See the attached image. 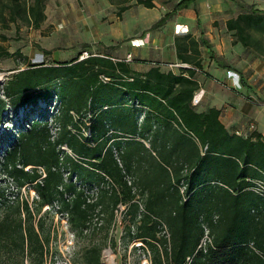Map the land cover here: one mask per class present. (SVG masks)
<instances>
[{
    "label": "trees",
    "instance_id": "16d2710c",
    "mask_svg": "<svg viewBox=\"0 0 264 264\" xmlns=\"http://www.w3.org/2000/svg\"><path fill=\"white\" fill-rule=\"evenodd\" d=\"M107 1L117 18L132 1L155 7V0ZM195 1L180 0L151 28ZM45 3L0 0V24L7 29L20 21L38 28ZM241 9L226 20L225 28L234 43L264 57V11L253 5ZM174 47L180 63L188 65L177 73L153 63L141 74L130 62L89 53L82 60L78 56L55 64L25 59L24 68L5 82L0 124L8 111L21 109L23 115L0 170L17 189L30 186L36 198L31 203L10 201L0 191V264H44L50 238L40 216L44 206L64 213L70 229L82 235L97 209L112 218L118 205L129 210L128 237L142 243L150 264H264V197L250 190L253 180L264 178V137L256 131L245 136L229 132L219 120V109L197 112L191 101L199 89L195 75L202 70L200 47L211 60L215 55L204 38L197 42L191 35L176 38ZM18 54L0 47V57ZM53 98L54 136L49 114L41 115ZM62 146L81 161L69 157ZM125 175L132 177L134 192ZM83 184L104 187L90 201L79 187ZM138 195L145 197L143 212L135 202ZM160 222L168 238L160 234ZM203 226L212 242L205 251L197 249ZM100 256L98 246L81 254L84 264H101Z\"/></svg>",
    "mask_w": 264,
    "mask_h": 264
},
{
    "label": "rangeland",
    "instance_id": "374dc122",
    "mask_svg": "<svg viewBox=\"0 0 264 264\" xmlns=\"http://www.w3.org/2000/svg\"><path fill=\"white\" fill-rule=\"evenodd\" d=\"M179 1L155 0L153 9L134 5L132 1V6L122 13L121 18H117L115 7L107 0H46L45 17L38 28L22 25L20 21L9 23L7 29L0 24V35L5 36L4 40L0 38V47L9 54L19 52L15 56L0 57V92L5 82L17 70L24 68L25 59L35 64H55L80 57L84 53H92L123 60L127 55L124 52L127 47L132 49L133 42L151 36L161 41L151 45L153 52L165 54V60H168L172 40L174 42L178 37L193 33L196 38L201 33L216 51L215 62L219 66V73L214 72L218 80L211 84L210 96L217 101H224L226 108H231L232 104L229 102L235 99L236 111H243L247 117L244 128L253 124L255 129L257 121L264 131V57L234 43L231 32L225 28L226 20L242 13L241 8L245 5H253L255 9L264 11V0H196L188 9L178 11L159 28H151L163 14L172 11ZM157 47L158 50H155ZM43 50L50 51V54L44 55ZM200 51L203 55L201 62L204 61L202 67H215L214 62H208L206 50L202 48ZM130 56L132 60L133 55ZM161 64L169 67L168 63ZM167 67H163L164 70L169 69ZM239 76L246 82L247 88L240 84ZM196 78L199 79L201 88L210 80L206 72L200 70L196 72ZM226 79H229L227 84ZM56 105L57 100L53 98L51 108L41 113L49 114L47 119L51 134L54 133L53 114ZM22 115L19 109L16 114L8 111L2 118L0 163L5 149L12 141L13 132L19 129ZM32 117H35V114ZM81 131L85 132L84 129ZM63 149H67L64 152L69 157L74 155L67 147ZM28 168L30 167L26 169ZM63 171L66 173V170ZM79 187L89 196L90 201H95L104 185L83 184ZM0 191L3 192L4 198L10 201L23 199L31 203L36 198L30 186L25 185L17 189L14 182L1 170ZM135 201L140 203L143 212L145 197L138 195ZM97 211L98 209L91 216L83 234L77 235L70 229L64 213L58 212L56 207L49 209L44 206L40 216L43 217L45 230L50 234L44 264H84L81 254L92 246L101 248V264H144L145 255L149 253L143 250L140 241L130 240L128 237L127 207L118 205L112 218L109 217L108 211ZM37 219L38 217L34 221ZM24 264L29 262L25 260Z\"/></svg>",
    "mask_w": 264,
    "mask_h": 264
},
{
    "label": "crops",
    "instance_id": "0c3cea01",
    "mask_svg": "<svg viewBox=\"0 0 264 264\" xmlns=\"http://www.w3.org/2000/svg\"><path fill=\"white\" fill-rule=\"evenodd\" d=\"M197 25H198V22H197ZM191 36L197 42H200L201 38H204L207 41V39L201 33H199L198 36H196V38L194 37L195 36L194 33ZM156 42L158 43L161 41L159 38H155V37H151V36L147 37V39L141 38L140 40H138V42L135 41V43L130 42L134 45L133 46L134 48L131 49L130 47H127L126 50H124V52H125V55L126 54L133 55V59L130 62V65L133 68V70L136 72H139L141 74H145L146 71L151 67V65L153 63L160 62V63H168V65H169V67H167V66H164L161 64V70L162 71H172L174 73H177L180 66L176 67L175 65L176 64H182V63H180V61L176 57V50L174 47L173 40H172V43H170V45H169V47H171V52H170V56H169L168 60H165V59H167L165 57V54H163V53L155 54L153 52L151 45L153 43H156ZM208 44L210 46V43H208ZM202 48L206 50L207 56H208V50L205 47H200V50H202ZM210 49L213 51V53L216 57V51H214V49H212L211 46H210ZM155 50H158V47L155 48ZM200 55H201V51H200ZM201 57H203V55H201ZM215 57H214V59L211 60L208 56V58H209L208 62H210V61L214 62L215 67H208V69H204L202 67L203 69L200 70L201 72H206V74L209 76V79H210L204 83V88H201L200 81L198 78H196V75H195V79H196L198 86H199V89L195 93H199L200 100H199L197 105H193L192 102H191V104L196 108L197 112H203V111L208 110L209 108L219 109L220 110L219 120L229 132L235 133L236 131H241L244 133H248L249 124L247 125L246 128H244V126H246L245 120L247 117H246V115H244L242 113L243 112L242 110H241L242 112H240L239 110L236 111V107L234 105L236 102L235 99L233 101L229 102V104L230 103L232 104V106H230L231 108H226L223 105L224 101H217L215 99H212V97L210 96L211 91L209 89L212 86L211 84L213 83V81L218 80L217 77L215 76L214 72L216 74L219 73V71H218L219 66L215 62ZM201 63L204 64V61H202ZM163 67H167L169 69L164 70ZM172 68H175V69H172ZM228 82H229V79H226V84ZM254 131L260 133L262 135V137H264V131L261 130V127L257 121H256V127H255Z\"/></svg>",
    "mask_w": 264,
    "mask_h": 264
},
{
    "label": "built area",
    "instance_id": "2783aa9c",
    "mask_svg": "<svg viewBox=\"0 0 264 264\" xmlns=\"http://www.w3.org/2000/svg\"><path fill=\"white\" fill-rule=\"evenodd\" d=\"M89 56H90L89 54L84 53L83 55H81L79 57V60L85 59V58H87ZM123 61H125V62H131L132 60H131L130 54H127L126 57L123 59ZM175 66L176 67H179V66L180 67H188L186 64H176ZM103 80H106V79L104 78ZM199 100H200L199 93H195L194 96H193V98H192V101L191 102H192L193 105H197L198 102H199ZM55 112H56V110H55ZM253 127H254L253 124H250L248 126V131H252L254 129ZM56 130H57V128L54 127V133H52L53 136L55 135ZM235 134H237V135H243V136L246 135V133H243L241 131H236ZM143 143H144V145L147 148H149V145H148L147 142L143 141ZM61 148H62L63 151L64 150H67V149H63V148H66V146L61 147ZM205 149H206V147H205ZM71 157L74 160H76V161L80 160V158L77 157L75 154L74 155H71ZM39 170H40L39 172L41 173V178L45 177L44 171L41 168H39ZM124 179H125L127 185H129V186L132 187V182H133L132 177H130L129 175H125ZM106 180H107V182H110V180L107 177H106ZM106 188H108V186H106ZM184 189H185V186L182 185L180 187V193L181 194H183ZM132 190L134 192V190H135L134 187H132ZM250 190L253 191L257 195H259L261 197H264V178L258 179V180H253L252 181V185L250 187ZM136 203H138V202H136ZM138 205H139L140 210H141L142 207H141L140 203H138ZM122 209H123V207H122ZM160 223H161V232H160V234L163 235V236H165L166 238H168L169 237V234H168V231L166 229V226L162 222H160ZM203 229H204V234H203V236H202V238L200 240V243H199L197 249H202L203 251H205L206 247L208 245H211L212 242H211V237L209 236L208 228L206 226H203ZM136 241H138V240H136ZM139 244L141 246H143L142 243H139ZM137 247H140V246L137 245ZM186 260L189 261L190 258H187ZM143 263L144 264H150L149 255H145V259H144Z\"/></svg>",
    "mask_w": 264,
    "mask_h": 264
}]
</instances>
